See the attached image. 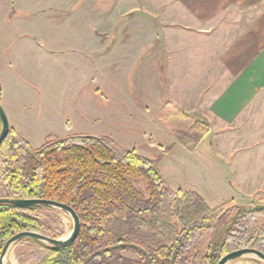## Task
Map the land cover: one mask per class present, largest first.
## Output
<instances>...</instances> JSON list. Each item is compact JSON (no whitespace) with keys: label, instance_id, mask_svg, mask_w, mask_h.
I'll list each match as a JSON object with an SVG mask.
<instances>
[{"label":"rangeland","instance_id":"rangeland-1","mask_svg":"<svg viewBox=\"0 0 264 264\" xmlns=\"http://www.w3.org/2000/svg\"><path fill=\"white\" fill-rule=\"evenodd\" d=\"M126 1L143 2L0 0L2 96L13 106L12 116L21 119L22 134L33 148H40L50 138L76 134L112 138L124 149L155 161L163 181L174 192L197 193L210 209L225 213L221 222L235 224L239 208L264 205V96L230 127L203 118V105L210 96L199 87L208 83L188 75L184 58L174 59L172 64L165 55L142 57L139 38L150 30L155 35V29L121 25ZM144 2L153 4L155 0ZM149 18L141 19L148 22ZM231 20V26L222 29L229 32L227 39L236 29L234 18ZM115 38V48L104 50L113 46L111 39ZM173 38L186 42L178 35ZM127 39L135 40L127 44ZM195 46L202 47V43ZM211 78L206 76V80ZM170 104L182 117L167 110ZM183 133L191 138L196 135L194 140H185L190 148L178 136ZM258 142L261 146L256 149ZM6 196L0 178V198ZM37 218L41 234L49 237L63 239L73 231L72 218L60 210L44 211ZM246 219L245 230L234 226L233 231L241 237L252 234L250 241L254 242L245 247L252 248L264 237V212ZM216 221L192 239L193 258L216 253ZM173 223L181 229L175 220ZM230 247L228 252L235 251ZM124 256L137 258L130 252ZM29 257V248L14 245L5 264H36ZM231 264L258 263L243 259Z\"/></svg>","mask_w":264,"mask_h":264},{"label":"trees","instance_id":"trees-1","mask_svg":"<svg viewBox=\"0 0 264 264\" xmlns=\"http://www.w3.org/2000/svg\"><path fill=\"white\" fill-rule=\"evenodd\" d=\"M167 110L183 115L171 104ZM163 122L169 123L166 114ZM183 134L178 136L190 148L185 140H194L196 135ZM155 165L109 137L50 138L36 149L10 128L0 146L5 198L57 201L73 208L81 220L80 234L67 248H50L33 239L17 245L29 248V259L36 264H218L230 253L228 247L238 250L254 242L250 241L252 234L241 237L233 228L245 230L246 218L258 212L239 208L235 224L221 222L225 213L210 209L197 193L174 192ZM44 211L54 209L0 205V256L14 235L42 233L37 216ZM215 219L219 228L214 236L215 243L219 241L214 246L216 253L193 258L192 239L211 229ZM252 245L264 253V237ZM129 252L137 258L125 257Z\"/></svg>","mask_w":264,"mask_h":264},{"label":"crops","instance_id":"crops-1","mask_svg":"<svg viewBox=\"0 0 264 264\" xmlns=\"http://www.w3.org/2000/svg\"><path fill=\"white\" fill-rule=\"evenodd\" d=\"M142 1L138 4L126 1L121 9L124 13L121 25L155 29V35H150V30L147 36L139 38L140 55H165L172 64L179 57L188 60V75L201 77L208 83L202 89L199 87L201 93L206 91L210 96L207 105H203L202 117L223 127L241 121L264 96V0H155L153 4ZM141 18L149 19L147 22ZM231 18L236 29L227 39L229 32L222 29L231 26ZM175 35L185 38L186 42L174 39ZM111 40L113 46L104 50H113L118 44L116 38ZM132 40L127 39L126 43L135 39ZM201 43L202 47L195 46ZM161 68L160 74H163ZM171 75L174 76L172 70ZM207 75L212 78L206 80ZM190 90L189 86L187 91ZM174 104L179 106L177 100ZM1 105L10 128L26 140L22 121L15 114L12 116L13 106L5 101V94ZM259 146L258 142L256 149Z\"/></svg>","mask_w":264,"mask_h":264},{"label":"water","instance_id":"water-1","mask_svg":"<svg viewBox=\"0 0 264 264\" xmlns=\"http://www.w3.org/2000/svg\"><path fill=\"white\" fill-rule=\"evenodd\" d=\"M0 122H1V132H0V146L6 140L10 132V123L7 114L0 104ZM0 205H11L16 207H47L54 210H60L67 213L73 220V231L71 235L67 238H52L47 235L36 233L32 231H25L14 235L10 238L3 247L0 256V264H5L6 258L14 245H17L20 241L33 239L36 240L50 248L61 249L67 248L72 245L78 238L81 231V220L78 214L70 206L59 203L53 200H40V199H10V198H0ZM248 210L254 212H264V205L248 206ZM251 260L258 264H264V253L256 248H242L232 251L225 255L218 264H231L240 260Z\"/></svg>","mask_w":264,"mask_h":264}]
</instances>
